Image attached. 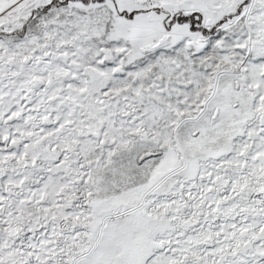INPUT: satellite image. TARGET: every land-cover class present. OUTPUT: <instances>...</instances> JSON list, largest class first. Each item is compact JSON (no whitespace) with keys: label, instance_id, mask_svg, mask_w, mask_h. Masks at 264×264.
<instances>
[{"label":"snow or ice","instance_id":"snow-or-ice-1","mask_svg":"<svg viewBox=\"0 0 264 264\" xmlns=\"http://www.w3.org/2000/svg\"><path fill=\"white\" fill-rule=\"evenodd\" d=\"M0 264H264V0H0Z\"/></svg>","mask_w":264,"mask_h":264}]
</instances>
